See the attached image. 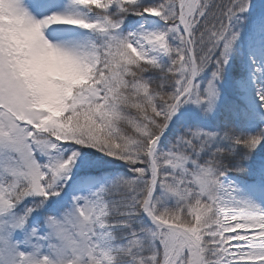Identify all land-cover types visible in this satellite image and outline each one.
<instances>
[{
	"label": "snow or ice",
	"instance_id": "1",
	"mask_svg": "<svg viewBox=\"0 0 264 264\" xmlns=\"http://www.w3.org/2000/svg\"><path fill=\"white\" fill-rule=\"evenodd\" d=\"M0 264H264V0H0Z\"/></svg>",
	"mask_w": 264,
	"mask_h": 264
}]
</instances>
